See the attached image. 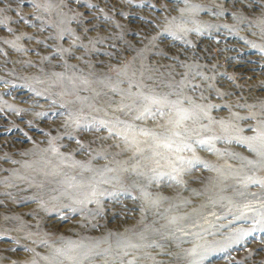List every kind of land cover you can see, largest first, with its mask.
<instances>
[{"label": "rangeland", "instance_id": "rangeland-1", "mask_svg": "<svg viewBox=\"0 0 264 264\" xmlns=\"http://www.w3.org/2000/svg\"><path fill=\"white\" fill-rule=\"evenodd\" d=\"M138 1L144 3L146 0ZM32 2L4 0L0 6L24 4L25 8L26 5L32 7ZM35 2L40 3L42 0ZM153 2L156 9L146 3L145 7L136 8L135 11L160 22L158 31L161 35L157 47L145 51L133 64L127 77H117L113 70L119 67L118 62L131 61L135 55L125 48L121 40L113 37L97 45L99 51L87 53L82 60L61 58L55 55L57 45L63 42L53 39L56 36L54 15L43 14L41 22L35 20V26L24 25L25 32L12 27L14 23L11 17L17 14L14 9L0 13V129H12L10 132H0V156L10 157L9 160H0V262L24 264L36 259L38 264H121L122 260L132 257L122 256L117 250V241L133 238L134 232L143 229H147L146 238L140 241L144 247L136 252V256L140 257L137 264H155L161 260L163 264H218L227 258L231 245L230 241L223 238L229 237L226 232L205 228L196 231L189 241L183 242L175 230L195 224L184 222L183 217L188 213L203 216L214 204H221L226 209L234 207L236 196L233 185L242 186L248 177L264 181V168L258 171L259 160L256 162V157L239 151L233 145L239 139L252 148H255L254 143L260 147L259 141L248 139L254 137L256 132L252 134V129L244 126L240 132L233 133L228 124L215 126L214 133L205 132L196 125L200 122L214 123L211 119H201L195 124L186 121V125L196 129V132L190 133L191 140L188 141L193 151H184L179 155L186 160L199 159L210 167L205 168L200 163L184 165L190 171L183 174V183L177 185L169 176L163 175L171 172L167 160L154 156L153 151L174 159L178 138H174L177 144L171 150L164 147L151 150L153 141L137 134L139 146L145 152L143 156L130 161L132 152H121L120 148L113 147L117 143L122 144V141L109 136L108 128L101 127L102 124L111 126L117 118L133 123L135 113L126 115L117 109L124 104H131L136 93L168 94L177 90L176 85L182 77L170 75L161 67L173 63L167 57H162L161 52H168L169 56L176 55L178 62L192 65L193 71L203 69L206 75L215 76L216 81H220V73L240 75L239 71L230 70L224 52L216 43L212 47L203 46L207 29L203 26V35H200L199 25L195 23L199 1L179 0L169 4L165 11L159 10L157 0ZM220 2L201 0L199 7L202 11L209 8L218 11L216 5ZM254 5L255 9H251L253 12L264 5V0H254ZM19 13L24 15L22 11ZM165 17L168 21L175 20L168 24L164 22ZM134 18L132 24L138 25L140 21L136 16ZM120 22L128 23L123 19ZM48 25L53 27L49 28ZM240 28L248 31V46L255 44L254 49L264 54L261 27L244 23ZM165 29L171 34H165ZM181 29L188 31L183 32ZM25 33L35 39L28 40ZM134 39L131 32L124 34V40ZM113 44L115 48L111 47ZM209 48L218 57L215 60L221 63L215 69L211 67L214 59L210 60L205 52ZM108 52L112 55L105 54ZM80 55V52L76 53L77 57ZM46 56L48 59H44ZM196 65L200 66L199 69ZM185 71L187 69L176 68L177 73ZM189 80L201 85V89L195 92L189 88L183 89L184 95L192 97L196 103L227 101L223 105L229 106L232 102L242 100L264 101L258 95L250 99L254 91L260 89L257 81L242 82L244 79H238V83L244 87L240 90L233 88L232 95L226 100L218 98L211 90H204V83L199 77L194 80L189 77ZM16 90L24 91L26 97L20 98L14 94ZM201 90L207 101L199 99ZM129 93L133 95L129 96ZM176 98L175 95L169 96L170 100ZM12 109L27 111L17 115ZM36 113H41V116L37 117ZM170 116L173 113L136 123L159 134L164 132L161 125L167 126ZM29 120L34 127L26 126ZM122 129L123 126H118V130ZM24 132L31 139L24 137ZM49 132L51 134L46 136L45 133ZM197 140H206L208 143L203 146L193 143ZM12 160L17 163H12ZM155 160H159L160 164L157 165ZM247 161H253L255 166L248 165ZM133 168H136V172L132 171ZM144 189L153 195L167 197L159 206L163 215H157L156 208L146 209L142 198ZM15 207L20 209L22 215L11 211ZM62 213H65V219L57 226H51L48 219ZM173 217L177 222L169 224L168 221ZM116 218L123 220V223H117ZM255 223V227L248 225L246 245H238L234 255L236 260H241L248 251L256 248V232L263 231L260 224H264V219L259 218ZM133 242H136L134 238ZM148 244L165 245V250L173 255L157 256L161 249L147 247ZM27 248L34 251L27 252ZM56 249H60L61 254L57 255ZM152 257H155V261ZM39 260L66 261L55 263Z\"/></svg>", "mask_w": 264, "mask_h": 264}, {"label": "snow or ice", "instance_id": "snow-or-ice-1", "mask_svg": "<svg viewBox=\"0 0 264 264\" xmlns=\"http://www.w3.org/2000/svg\"><path fill=\"white\" fill-rule=\"evenodd\" d=\"M174 0H158L160 3V11H165L168 8L169 4H172ZM186 2V0H185ZM0 3H4V0H0ZM152 9H156V4L153 3L148 5ZM19 7V5H17ZM145 4L143 2H138V0H42V2L37 3L35 0L32 2L33 12L28 13L27 15L33 17L34 20H40L43 14L54 15L55 20V29L56 36L53 37L54 40L62 41L63 44H58L55 50V55L63 58L67 57L68 59H84V56L89 52L99 51L97 45H102L110 41L113 37L121 40L126 49H130L135 53L131 61L128 62H118L119 67L113 69L117 77H127L130 69L133 64L143 56L144 52L150 48L157 47V40L161 33L158 31L160 28V22L154 21L151 18H146L140 13L136 12V8H143ZM255 7L254 0H221V2L216 5L218 11L215 13L217 15L228 14L229 18L232 20L239 21L240 23H246L249 26L261 27V35L264 36V8H261L259 14L251 11ZM5 9L0 8V13H4ZM130 16H136L140 23L138 25H133L129 21ZM17 19L22 21L25 25L30 24V20L25 18V15L17 13ZM128 21L127 24H122L120 21ZM175 18L172 21H168L167 17L164 18V22L172 24ZM2 23V21H0ZM32 26H35L34 24ZM49 28L53 25H48ZM228 27V25H224ZM43 30V29H41ZM11 31V29H9ZM181 31L186 32L188 29H181ZM131 32L135 37L132 41L124 40V34ZM165 34H171L168 29L164 30ZM28 40L35 39L34 36L24 34ZM175 38V37H174ZM20 39V37H17ZM42 41H37L41 43ZM247 43V41H246ZM64 44L67 46L65 47ZM115 48V45H111ZM252 47H256L255 44ZM80 52L79 57L76 56V53ZM206 54L211 59H218L215 56L211 49L205 50ZM106 55L111 56L112 53H105ZM162 57H167L169 60L173 61L170 65H161L168 71V74H177L182 78L179 83L176 85V91L168 94H144V92H139L134 94L135 99L132 100L131 104H124L123 107L118 108L117 110L125 113H135L133 116V123H126V121L120 120L117 118L114 124L109 126L108 124H102L101 127L108 128L109 136L118 137L121 143L115 144L113 147L120 148L121 152H132V156L129 157V160H135L138 157L143 156L145 149L139 146V142L136 139V135L149 137L153 141V146L151 150L159 149L161 147L172 149L174 144H177V139H179V144L175 148V158L164 157L159 151H153L154 156H160L161 159L167 160L168 166L171 168V172H165L163 175L169 176L170 179L175 181L177 185L183 183V174L190 171V168L184 167V165H194V163L203 164L205 168L210 167L208 164L203 161L196 159L195 161L188 159L186 160L183 156L179 155L184 151L192 152V144L188 141L191 140L190 133L196 132L195 128L186 125V121H191L192 124L200 121L201 119H211L209 116V109L216 107V105H209L206 103H196L192 97L184 95V88H189L191 91L195 92L198 89H201L200 84H193L189 77L194 80L196 77H199L204 83V90H211L215 95L224 99L232 95L233 88L242 89L244 85L238 83V79H243L244 74L240 73L239 77L236 75H227V73H220L222 76H226L228 84L227 88H224L223 82L216 81L215 76H208L203 72L196 70L193 71V66L183 62H178V57L176 55L169 56L168 52H161ZM48 59V57H44ZM187 69L185 72H176V68ZM199 65H196V68L199 69ZM211 67L215 69L216 64H212ZM157 72L160 71L159 68L156 69ZM135 73H133L134 75ZM163 75V73H161ZM250 79V78H249ZM261 88H264V81L260 84ZM116 91V89H113ZM132 93H129V96H132ZM175 95L177 98L175 100H170L169 96ZM199 99L201 101H207V97L201 94ZM187 105V107H185ZM225 108L231 112V108L228 105H224ZM237 108L247 109L248 115L238 116L233 113L235 119L243 120H255L257 127L252 129L256 132L254 137L248 138L250 140H256L261 143L262 148H264V101H259L258 103L247 104V103H237ZM167 110V111H166ZM17 115L21 114V111L27 110H16ZM173 113V116H170L167 121V126L161 125L164 128V132L157 134L151 128L141 127L136 122H145L149 120H155L158 116L165 117L168 113ZM37 117L41 116V113H36ZM223 125V121H220ZM26 126L32 128L35 125L31 120L26 121ZM118 126H123L122 130H118ZM11 128L0 129V132H10ZM23 132V129H20ZM43 132V129L40 130ZM170 133V135H169ZM24 137L31 139L28 136L27 132H24ZM51 133H45V135H50ZM237 143H243V140H237ZM51 144L52 141H49ZM79 143V142H78ZM193 143L200 144L201 146L206 145L208 141L206 140H197ZM123 145V146H122ZM2 150V148H0ZM254 152H257L255 148L251 149ZM22 155H27V153H22ZM258 156L264 158V151L257 152ZM234 158H236L234 156ZM10 157L7 155L0 156V160H9ZM145 159L151 160V157H145ZM12 163H17L15 160L11 161ZM157 165L160 164L159 160L154 161ZM248 165H253V161H247ZM255 165H253L254 167ZM127 171V170H126ZM133 172H136V168L132 169ZM155 171V169H153ZM174 173V174H173ZM138 175H143V173H138ZM159 175V173H158ZM245 188L249 185H259L261 188H264V182L260 180L253 179L248 177L246 182H242ZM243 195V193H241ZM255 197V193H251ZM142 198L145 201L146 209H157V215H163L159 211V206L167 200V197L162 195H153L152 192L147 189L142 190ZM43 207V205H41ZM177 222L176 218H171L168 223L175 224ZM155 231L159 232L158 229ZM147 229L140 230L133 233V238L136 242H133V238H126L117 241V250L122 253V256L127 258L132 257L130 260H122L121 264H137V261L140 257L136 256V252L139 251L143 244L140 241H143L146 238ZM163 236L162 233H160ZM43 243V242H42ZM147 247L156 249H161L160 252H157V256H171L173 253L165 250V245L162 244H148ZM14 251V250H13ZM27 252H33L31 248L25 249ZM56 254H61L60 249L55 250ZM39 256V254H36ZM40 259H47V257H40ZM155 261V257H152ZM259 260V264H264V240L257 242L256 248L251 249L246 253L245 256L241 258L238 264H256ZM10 264H15V261H10ZM31 264H38L36 259L31 260ZM155 264H163V261H156Z\"/></svg>", "mask_w": 264, "mask_h": 264}, {"label": "bare ground", "instance_id": "bare-ground-1", "mask_svg": "<svg viewBox=\"0 0 264 264\" xmlns=\"http://www.w3.org/2000/svg\"><path fill=\"white\" fill-rule=\"evenodd\" d=\"M153 1L154 0H146L144 1V4L146 5L147 3V5H150L151 2L154 3ZM177 1L179 0H174V4ZM197 1H199V3L197 4L198 6L195 12V23L199 25L198 33L200 35H203V26L206 27L207 29L204 34L206 36V40L203 43V46L212 47L213 44L216 43V45H218V47H220L221 50L224 52L225 54L224 56L226 58L225 57L223 58H225L228 61V67L230 68V70L235 69L236 71L243 73L244 80L243 81L241 80L242 82H249L250 80L257 81L256 84L260 87L261 82L264 81V54H262V51H256L254 47L248 46L247 44L249 39V38L247 39L248 31L247 29L240 28L244 23H240L239 21L232 20L231 18H229L227 13H225L224 15H217L215 14L217 10H214L212 8H209L208 10L205 9L202 11V9H200L199 7L201 4V0H197ZM138 2H143V1H138ZM23 7L24 4L19 5V7H17V5L14 4L7 6L5 5L0 6V8H4L5 10L8 9V11H12V9H14V13L15 12L19 13L22 11L25 15V18L30 20V24L28 25L35 24L36 21L34 20V18L27 15L28 13L33 12L32 7H29L27 5L25 6V8ZM261 8H264V5L258 7V10L254 12L256 14L259 13ZM205 12L207 14H204ZM16 15L17 14L11 17V20L14 23L12 27L25 31L26 30V27H24L25 24L22 21H19ZM134 20H135L134 16H131V18H129V21L131 22ZM41 21L42 20L40 19L39 22ZM224 25H228V27H224ZM217 42H221V43H217ZM213 62H214L213 64L221 65V63L215 59ZM201 70L204 74H206L203 69ZM218 79L224 82L225 84L224 86L227 88L230 82L227 81L226 76H222L218 74ZM13 93L18 95L20 98L26 97V93L22 90H16L13 91ZM255 95H258V97L264 99V88L260 87V89H256L252 94V96L250 97V99H254ZM224 102L227 101H220V103H213V102L209 103V105H216V107L209 109V116L211 117V120L214 121V123L210 124V123L200 122L199 124L196 125L198 126V129L200 131L202 130L205 132L214 133L215 126L219 127L220 125H222L220 121L224 122L223 125L228 124L231 131H234L233 133L240 132L244 126H246L247 128L254 129L255 120L248 121L243 119H232L233 117L232 114L235 113L241 117L246 116L248 115V110L237 108L236 104L237 103L253 104V103H258L259 101H247V100L236 101V102L231 101L232 103L229 104L231 108V112L228 110V108L224 107L223 105ZM0 127H2V125H0ZM251 133L255 134V132L252 130ZM233 145L239 151L241 152L244 151L248 153L251 157H256L255 161L257 162V159L259 160L258 165L260 168H258V171L263 170L264 158L257 155V152L264 151V148H262V146L259 147L257 143H254L253 146L257 150V152H254L251 150L253 148L250 145L246 144L245 142L237 143L235 140V142H233ZM232 188L235 192L234 197L236 196L234 207H231L230 209L229 208L226 209L225 206L221 204H214L208 209V212L203 216L188 213L183 217L184 222H195V224L189 227L184 226V228H178L175 230V234H178V236L183 242L189 241L190 238L195 236L196 231H201L204 230L205 228L210 229L211 227L210 229L211 231L213 230L215 232H220V233L226 232L229 236L228 237L229 239L227 238V236L223 238H225L224 240H226L227 242L230 241L231 246L229 248V251L231 252L229 253L228 251L227 258L225 260H221L218 264H238L240 260H236L234 255L239 248L238 245L240 244L246 245V234H247L248 225L252 224V226L255 227L257 226L255 221H257L259 218L264 219V188H261L259 185H249V187L247 188H245L243 185L238 187L236 185H233ZM241 193H243V195H241ZM251 193H255L256 194L255 197L252 196ZM3 211H5V209H3ZM11 211L20 213V209H18L17 207L13 208ZM20 214L22 215V213ZM64 219H65V213H62L49 218L48 222L51 224V226H57L59 222ZM115 220L117 223H123V220L119 218H116ZM260 226L263 228V231L256 232L258 234L257 235L258 237L255 241V244H257V242L261 240H264V224H260ZM45 254L50 255V253H45ZM39 261L42 262L50 261V262L60 263L66 260H39ZM206 263L208 262H200V264H206ZM0 264H7V263L0 262ZM24 264H31V262L30 260H28ZM256 264H259V260H257Z\"/></svg>", "mask_w": 264, "mask_h": 264}]
</instances>
